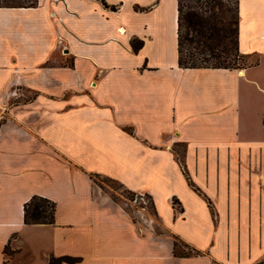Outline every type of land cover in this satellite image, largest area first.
<instances>
[{
  "label": "crops",
  "instance_id": "1",
  "mask_svg": "<svg viewBox=\"0 0 264 264\" xmlns=\"http://www.w3.org/2000/svg\"><path fill=\"white\" fill-rule=\"evenodd\" d=\"M177 17V0L0 7V264H264V0H239L244 68H180ZM92 176L149 195L157 226ZM34 195L54 223H24Z\"/></svg>",
  "mask_w": 264,
  "mask_h": 264
},
{
  "label": "trees",
  "instance_id": "2",
  "mask_svg": "<svg viewBox=\"0 0 264 264\" xmlns=\"http://www.w3.org/2000/svg\"><path fill=\"white\" fill-rule=\"evenodd\" d=\"M36 3L37 0H31L27 4L34 6ZM22 5L0 4V7ZM177 11V62L180 68L238 69L250 64L248 59L239 52L238 47L239 0H177ZM140 44V42L134 41L133 48L138 49ZM255 61L254 63H256ZM109 180L117 182L113 179ZM131 194L135 193L131 192ZM138 196L149 198L152 209L155 211L153 201L149 195ZM175 203L174 200L173 204L175 205ZM128 215L135 223H138L136 218H133L129 212ZM54 217L55 203L44 197L34 195L24 205V223L27 225L52 224L54 223ZM178 243L182 244L175 237L173 253L176 257L192 256L189 253H176ZM192 251L195 255L199 254L194 249ZM5 252H8V247L5 248ZM77 262H79V258L69 256L58 258L52 256L49 260V264H75Z\"/></svg>",
  "mask_w": 264,
  "mask_h": 264
},
{
  "label": "rangeland",
  "instance_id": "3",
  "mask_svg": "<svg viewBox=\"0 0 264 264\" xmlns=\"http://www.w3.org/2000/svg\"><path fill=\"white\" fill-rule=\"evenodd\" d=\"M31 0H0L1 5H20L27 4ZM16 96L13 97L12 103H19L18 99L29 100L33 97L34 92L25 91L24 96L17 99V90H15ZM21 92V91H20ZM177 150H181L180 147H177ZM93 182L100 187L104 192L108 193L113 201L119 204L123 210L128 214H131L133 218L141 223L142 225L150 224L157 226V219L152 209L151 200L147 197H140V194H131L124 187L119 185L117 182L110 181L109 179L92 176ZM176 205V203H175ZM176 253H189L192 256H195L191 248L178 243L176 246ZM194 254V255H193ZM197 255V254H196Z\"/></svg>",
  "mask_w": 264,
  "mask_h": 264
},
{
  "label": "built area",
  "instance_id": "4",
  "mask_svg": "<svg viewBox=\"0 0 264 264\" xmlns=\"http://www.w3.org/2000/svg\"><path fill=\"white\" fill-rule=\"evenodd\" d=\"M140 195H143V194H140Z\"/></svg>",
  "mask_w": 264,
  "mask_h": 264
}]
</instances>
